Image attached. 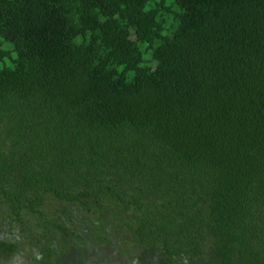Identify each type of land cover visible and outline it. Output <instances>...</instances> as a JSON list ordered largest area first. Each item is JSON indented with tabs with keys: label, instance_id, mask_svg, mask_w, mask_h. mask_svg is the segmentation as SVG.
I'll return each instance as SVG.
<instances>
[{
	"label": "trees",
	"instance_id": "trees-1",
	"mask_svg": "<svg viewBox=\"0 0 264 264\" xmlns=\"http://www.w3.org/2000/svg\"><path fill=\"white\" fill-rule=\"evenodd\" d=\"M0 217L38 264L83 220L143 264H264V0H0Z\"/></svg>",
	"mask_w": 264,
	"mask_h": 264
},
{
	"label": "rangeland",
	"instance_id": "rangeland-1",
	"mask_svg": "<svg viewBox=\"0 0 264 264\" xmlns=\"http://www.w3.org/2000/svg\"><path fill=\"white\" fill-rule=\"evenodd\" d=\"M28 222V225L33 232L34 228L30 225L32 220H28ZM90 223L91 222L88 223V221L83 220L80 222L81 225H77L78 231L83 240V244L79 246L80 250L82 249L84 252L83 259L74 262V258L71 255L74 250L73 241L68 244L70 248V254H68V257L62 255L66 251L58 252V256L53 257L52 264H58L60 262L66 264L67 261H69L70 264H143V262L139 260V257L135 256V252L133 253L130 250V245L127 246L128 241L123 232H117L115 229H109L107 226L105 231L108 241L96 242L94 241L93 227ZM8 229H10V226H7L6 222L0 217V236L7 241L12 239L11 241L16 243L14 252L8 255L0 254V264H38L37 259L39 258L40 251L35 247L33 248L31 244L27 245L26 242H24L20 234L17 233V226L14 225L12 228L13 232H15L13 236H7V233L5 232L8 231ZM32 232L29 234H32ZM54 241L59 245L57 251L61 250L60 245L63 241L61 236Z\"/></svg>",
	"mask_w": 264,
	"mask_h": 264
}]
</instances>
